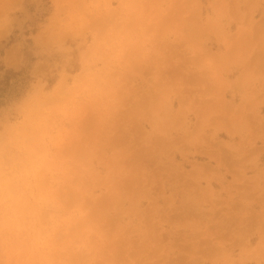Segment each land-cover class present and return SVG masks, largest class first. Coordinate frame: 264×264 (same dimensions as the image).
Returning a JSON list of instances; mask_svg holds the SVG:
<instances>
[{
  "label": "rangeland",
  "instance_id": "1",
  "mask_svg": "<svg viewBox=\"0 0 264 264\" xmlns=\"http://www.w3.org/2000/svg\"><path fill=\"white\" fill-rule=\"evenodd\" d=\"M0 66V264H264V0H0Z\"/></svg>",
  "mask_w": 264,
  "mask_h": 264
},
{
  "label": "trees",
  "instance_id": "2",
  "mask_svg": "<svg viewBox=\"0 0 264 264\" xmlns=\"http://www.w3.org/2000/svg\"><path fill=\"white\" fill-rule=\"evenodd\" d=\"M3 70H4L3 67L0 66V72ZM6 74L9 77L10 73H6ZM9 80H10L9 78L5 77L4 80L0 81V105L4 100V97L8 92V89L10 88Z\"/></svg>",
  "mask_w": 264,
  "mask_h": 264
}]
</instances>
